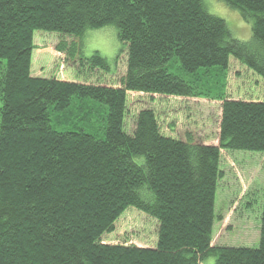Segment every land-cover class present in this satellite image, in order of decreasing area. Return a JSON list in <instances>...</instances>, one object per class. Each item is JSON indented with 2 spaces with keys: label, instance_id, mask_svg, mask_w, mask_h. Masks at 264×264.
<instances>
[{
  "label": "trees",
  "instance_id": "16d2710c",
  "mask_svg": "<svg viewBox=\"0 0 264 264\" xmlns=\"http://www.w3.org/2000/svg\"><path fill=\"white\" fill-rule=\"evenodd\" d=\"M224 1L251 23L252 41L202 0H0V264H264V193L257 247L211 245L223 219L220 150L264 153V101L231 99L206 80L230 58L264 80V0ZM108 25L126 53L116 85L31 75L40 30L73 37L55 51L76 75L113 73L117 58L85 56L80 40ZM128 92L219 99L218 144L163 135L151 109L127 134ZM94 103L106 110L102 137L82 127ZM129 207L157 221L154 248L102 241Z\"/></svg>",
  "mask_w": 264,
  "mask_h": 264
},
{
  "label": "rangeland",
  "instance_id": "374dc122",
  "mask_svg": "<svg viewBox=\"0 0 264 264\" xmlns=\"http://www.w3.org/2000/svg\"><path fill=\"white\" fill-rule=\"evenodd\" d=\"M204 9L211 15L223 19L236 39L252 41L251 23L240 17L237 9L224 0H202ZM73 37L58 33L35 31L32 53L31 75L34 77L81 80L89 83L116 85L117 79L125 72L126 53L119 52L120 43L116 28L108 25L99 29H88L80 38L82 51L90 56L94 51L114 65L109 75L99 71L83 69L75 71L65 63L63 54L55 51L60 41L70 42ZM228 71L218 67L209 68L208 83H213L215 93H225L226 97L245 101H264V80L230 58ZM177 75L192 82L195 74L184 73L177 65L170 67ZM205 69H200L201 73ZM67 72H70L67 74ZM226 75V77H225ZM225 85V89L223 86ZM89 105L93 103L87 101ZM219 99L184 98L159 96L145 93H127V112L124 118V131L131 135L135 118L140 110L154 111L163 135L187 140L189 136L206 145H217L221 121ZM94 111L89 121L82 127L101 136L106 110L93 105ZM220 171L214 210L222 216L216 221L212 231V246L257 247L261 225V212L264 191V153L243 150H220ZM158 224L155 219L142 211L129 207L114 224V231L105 234L102 241L107 244L135 245L140 248H154L157 241ZM213 256L205 257L201 264H214Z\"/></svg>",
  "mask_w": 264,
  "mask_h": 264
},
{
  "label": "crops",
  "instance_id": "0c3cea01",
  "mask_svg": "<svg viewBox=\"0 0 264 264\" xmlns=\"http://www.w3.org/2000/svg\"><path fill=\"white\" fill-rule=\"evenodd\" d=\"M70 72H67V74H69ZM70 75V74H69ZM66 80H68V79H66ZM71 80H73V79H71ZM74 81V80H73Z\"/></svg>",
  "mask_w": 264,
  "mask_h": 264
}]
</instances>
